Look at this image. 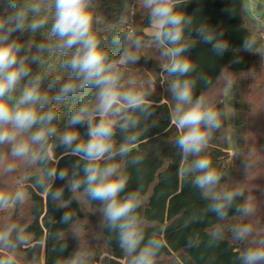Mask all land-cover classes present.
<instances>
[{"label":"clouds","instance_id":"1","mask_svg":"<svg viewBox=\"0 0 264 264\" xmlns=\"http://www.w3.org/2000/svg\"><path fill=\"white\" fill-rule=\"evenodd\" d=\"M184 3L138 0L150 21L151 35L145 37L136 29L118 31L110 43L101 29L104 19L97 12L96 0H6V11L0 14V147L7 146L0 161L10 157L35 168L29 177L32 186L58 208L68 209L61 217L63 223L73 221V200L80 203L83 197L89 203L100 202L96 211L102 215L101 227L115 233L129 264H154L163 246L155 233L146 238L138 214L143 204L142 186L126 191L129 177L120 163H141L142 157L132 155V148L140 142L141 123L153 115L149 97L155 83L149 80L146 87L144 81L123 70L141 56H151L146 49L159 53L162 70L171 78L166 83L174 101L171 123L178 134L172 143L181 158L178 175L198 189L206 202L199 222L209 214L218 221L209 233V245L223 240L225 226L221 222L229 218L230 209L235 207L236 216L245 221L255 214L249 197L236 202L244 196L243 190L221 186L224 173L204 154L221 126L220 113L205 95H195L198 80L190 75L196 70L187 55L197 43L194 29L199 42L211 45L217 55L228 50V41L222 38V31L207 23L194 26L195 17L178 8ZM25 32L31 34L26 41L13 37ZM37 35L41 39L37 40ZM254 43L246 38L243 49L252 51ZM46 55L57 57L58 65L48 63ZM34 64L38 66L35 72ZM68 102L71 108L60 128L59 105ZM77 126H86V138ZM58 147L65 149L62 155L77 158L70 168L58 169L52 151ZM248 161L247 171L253 166V161ZM14 171L13 163L4 168L5 173ZM55 180L64 181L63 186L54 188ZM65 189L71 194L68 198ZM27 198L23 190L11 195L0 192V210L22 206ZM72 232L80 238L78 231ZM26 233L24 224H0V264H38L35 256L24 261L19 255L29 243ZM229 234L243 245L238 264H264L261 230L243 222L232 226ZM187 245L194 247L196 242L190 238ZM65 248L62 245L61 251ZM89 260L80 238L79 249L56 264H89Z\"/></svg>","mask_w":264,"mask_h":264},{"label":"trees","instance_id":"2","mask_svg":"<svg viewBox=\"0 0 264 264\" xmlns=\"http://www.w3.org/2000/svg\"><path fill=\"white\" fill-rule=\"evenodd\" d=\"M96 6L98 14L104 19L101 29L109 43L118 31L128 30L129 27L139 30L145 37L151 35L147 32L150 21L138 0H96ZM178 8L195 17L194 26L207 23L222 31V38L228 41V50L217 55L211 45L199 42L194 29L192 36L197 43L187 55L194 61L196 70L190 75L198 80L195 95H205L220 113L221 126L214 132L204 154L215 168L224 173L221 186L243 190L244 196L238 197L236 202L241 203L249 197L255 214L245 221L236 216L235 207L230 209L229 218L221 222L225 226L223 240L209 245V233L218 221L209 214L203 222H199L206 202L198 189L178 175L181 158L172 143L178 134L171 123L174 101L171 100L166 83L171 78L163 72L161 62L151 55L155 51L151 49L145 50L151 56H141L134 65L123 69L127 74L135 75L139 73L138 66L145 63L151 72L147 82L152 78L151 81L157 87V83L163 79L165 86L163 92L156 88L149 97L153 115L141 123L140 142L132 148V155L142 157L141 163L131 165L120 161L122 170L129 177L126 191L142 186L143 204L138 214L143 220L146 238L155 233L163 245L154 263L162 257H170L168 262L160 264H238L237 256L243 245L231 239L229 229L249 222L264 233V27L249 14L246 0H185ZM5 11L6 0H0V14ZM30 35L27 32L14 33L13 37L26 41ZM246 38L255 42L252 51L243 49ZM36 39L41 37L37 35ZM114 55L118 56L119 53ZM45 58L53 66L59 63L55 56L46 55ZM37 70L38 66L32 65V71ZM64 78H67V74ZM227 85H231L233 91V128L236 134L233 154L229 151V126L224 100V88ZM44 87H47V83ZM55 90L52 89L53 92ZM70 108L71 102L59 105L60 128L65 126ZM77 127L81 136L86 138V126ZM52 151L54 160H58V169L70 168L77 159L62 155L65 151L63 147ZM6 152L7 146L0 147V155H6ZM248 160L253 161V166L247 171ZM9 163L16 165V171L5 173L4 168ZM35 172V168L27 167L22 161H13L10 157L3 159L0 161V192L9 195L16 192L19 186L16 180L19 179L22 184L20 190L28 194L22 206H13L14 222L24 224L27 228L29 243L19 252L23 260L28 261L35 256L38 264H56L58 259L62 260L76 251L77 236L72 229L79 219L87 217V213L81 200L80 203L73 200L70 208L75 213L72 221L75 223L72 226V222L63 223L61 217L68 209L58 208L51 199L45 197L42 190L32 186L29 177ZM63 184L64 181L55 180L53 187H62ZM70 195L65 189V198ZM87 203L90 209L100 207L98 201ZM101 221L102 217L100 226ZM89 230L91 228L88 227ZM190 238L196 242V246L187 245ZM84 240L88 242L85 249L92 253L91 259L96 260L104 255L102 264H129L130 258L119 247L115 233L100 227L95 239L84 237ZM62 245H66L64 251H61Z\"/></svg>","mask_w":264,"mask_h":264},{"label":"rangeland","instance_id":"3","mask_svg":"<svg viewBox=\"0 0 264 264\" xmlns=\"http://www.w3.org/2000/svg\"><path fill=\"white\" fill-rule=\"evenodd\" d=\"M246 4H247V8H248V12L249 14L253 17L256 18V22L259 23L257 21V18L259 17V12L260 10H264V0H246ZM262 21V20H261ZM259 25H261V27H264V22L262 21ZM264 29V28H263ZM148 33L151 34L152 29L149 27L147 29ZM264 32V31H263ZM154 50V49H151ZM151 55L155 56L156 59H159V53L152 51ZM137 72H139L138 74H131L133 75L136 79L144 81L145 85H147V78L150 75L151 76V72L150 70L147 68V66L145 65V63H141L138 68H137ZM150 80H153L152 78ZM163 79L162 81H160V83H157V87L155 85V89L157 91H164L165 86L163 85ZM163 85V86H162ZM164 89V90H163ZM228 94V95H227ZM225 93L224 95V100L226 102V116H227V120L229 121V123H231L233 125L234 122V107H233V98L231 97V92L230 93ZM229 126V124H228ZM230 135L232 136V138L235 136V131L234 128L232 126L228 127V136H229V142H230ZM16 182H19V186L17 188V191L20 190L21 188V182L18 180H16ZM81 202L83 204V206L85 207V211L87 213V217L79 219L76 224L73 226V230L78 231L80 234V238H81V245L83 247V249L85 251H87L90 254V261L89 264H102V258L104 255H101L98 259L93 260L91 259V252L86 248V246L88 245L87 240H84V237L87 238H91V239H95V237L98 236L99 234V229H100V223L99 220L101 219L102 215L99 211H96V208L94 209H90L88 207V203L87 201L81 197ZM14 215H13V206H9L6 210H0V224H2L5 221L8 222H14ZM17 222V221H16ZM88 227L91 228V230L88 231ZM76 236V235H75ZM80 238L77 236V248L76 251L79 249L80 247ZM20 257L23 259V255L21 253H19ZM170 259V257H162L158 260H156V263L160 264V263H166L168 262ZM154 263V264H156Z\"/></svg>","mask_w":264,"mask_h":264},{"label":"crops","instance_id":"4","mask_svg":"<svg viewBox=\"0 0 264 264\" xmlns=\"http://www.w3.org/2000/svg\"><path fill=\"white\" fill-rule=\"evenodd\" d=\"M254 19H256V18H254ZM262 19L260 18V17H258L257 18V21L259 22V24L263 21L264 22V20H262ZM148 32V31H147ZM231 92V97H232V86L231 85H227V86H225V88H224V95H225V93L227 94V93H230ZM228 95V94H227ZM228 124H229V126H232L233 127V125L231 124V123H229V121H228ZM228 143H229V151H230V153L231 154H233L234 152H235V146H236V134H235V136L232 138V136L230 135V142H229V136H228Z\"/></svg>","mask_w":264,"mask_h":264},{"label":"water","instance_id":"5","mask_svg":"<svg viewBox=\"0 0 264 264\" xmlns=\"http://www.w3.org/2000/svg\"><path fill=\"white\" fill-rule=\"evenodd\" d=\"M259 17L264 20V10H260Z\"/></svg>","mask_w":264,"mask_h":264},{"label":"built area","instance_id":"6","mask_svg":"<svg viewBox=\"0 0 264 264\" xmlns=\"http://www.w3.org/2000/svg\"><path fill=\"white\" fill-rule=\"evenodd\" d=\"M129 29H132V28L129 27L128 30H129Z\"/></svg>","mask_w":264,"mask_h":264}]
</instances>
